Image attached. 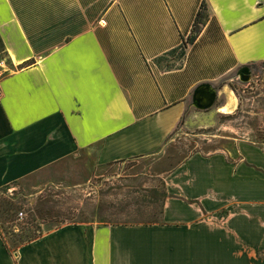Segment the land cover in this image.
I'll return each instance as SVG.
<instances>
[{
  "label": "crops",
  "instance_id": "crops-1",
  "mask_svg": "<svg viewBox=\"0 0 264 264\" xmlns=\"http://www.w3.org/2000/svg\"><path fill=\"white\" fill-rule=\"evenodd\" d=\"M201 4L218 41L193 34ZM221 49L264 64V0H0V188L166 157ZM231 140L164 173L160 224H66L14 252L0 235V264H264V150Z\"/></svg>",
  "mask_w": 264,
  "mask_h": 264
},
{
  "label": "rangeland",
  "instance_id": "rangeland-1",
  "mask_svg": "<svg viewBox=\"0 0 264 264\" xmlns=\"http://www.w3.org/2000/svg\"><path fill=\"white\" fill-rule=\"evenodd\" d=\"M202 31L203 42L218 41L208 15L193 26V34ZM194 51L200 54L198 48ZM183 54L181 48L177 57ZM211 57L204 51L201 70L211 77L216 101L207 111L190 107L186 120L181 121L187 122L186 128H177L173 139H179L166 157L104 167L61 163L0 188V235L10 252L14 240H24L27 234L40 236L66 224H160L166 198L163 176L176 161L194 152L214 150L213 142L227 139L264 150V64L251 66L249 79L244 81L240 76L247 75L239 73L240 68L229 70L224 50L218 64ZM229 96L235 104L230 113L223 114L220 108Z\"/></svg>",
  "mask_w": 264,
  "mask_h": 264
},
{
  "label": "water",
  "instance_id": "water-1",
  "mask_svg": "<svg viewBox=\"0 0 264 264\" xmlns=\"http://www.w3.org/2000/svg\"><path fill=\"white\" fill-rule=\"evenodd\" d=\"M239 73L245 74L244 81H247L250 76V69L247 66L241 67ZM192 106L200 111H207L213 107L216 101V91L209 83L199 84L193 91Z\"/></svg>",
  "mask_w": 264,
  "mask_h": 264
},
{
  "label": "trees",
  "instance_id": "trees-1",
  "mask_svg": "<svg viewBox=\"0 0 264 264\" xmlns=\"http://www.w3.org/2000/svg\"><path fill=\"white\" fill-rule=\"evenodd\" d=\"M206 15H207L206 8H205L204 4H201L200 7H199V9L197 10V12L195 14V23H197L198 21H200L201 18L205 17ZM248 67L250 68L251 66H248ZM40 236H35V235H31V234L29 235V234H27V235L24 236V240H22L21 237L19 239H17V240H14V244H13L14 245V249L13 250L16 251L19 247H21V246L25 245L26 243H29V242L37 239ZM3 243H4L5 247H6V249L10 252L9 248L5 244V241H3Z\"/></svg>",
  "mask_w": 264,
  "mask_h": 264
},
{
  "label": "built area",
  "instance_id": "built-area-1",
  "mask_svg": "<svg viewBox=\"0 0 264 264\" xmlns=\"http://www.w3.org/2000/svg\"><path fill=\"white\" fill-rule=\"evenodd\" d=\"M10 70L6 62L0 59V83L9 74Z\"/></svg>",
  "mask_w": 264,
  "mask_h": 264
},
{
  "label": "bare ground",
  "instance_id": "bare-ground-1",
  "mask_svg": "<svg viewBox=\"0 0 264 264\" xmlns=\"http://www.w3.org/2000/svg\"><path fill=\"white\" fill-rule=\"evenodd\" d=\"M240 76V75H239ZM242 77V79H245V77L243 76H240ZM234 98L229 96L228 97V106L226 108H223V109H220V112L223 113V114H228L230 113V109L232 108V103L234 102Z\"/></svg>",
  "mask_w": 264,
  "mask_h": 264
},
{
  "label": "flooded vegetation",
  "instance_id": "flooded-vegetation-1",
  "mask_svg": "<svg viewBox=\"0 0 264 264\" xmlns=\"http://www.w3.org/2000/svg\"><path fill=\"white\" fill-rule=\"evenodd\" d=\"M242 74V73H241Z\"/></svg>",
  "mask_w": 264,
  "mask_h": 264
}]
</instances>
